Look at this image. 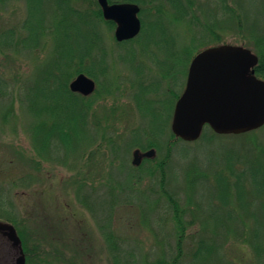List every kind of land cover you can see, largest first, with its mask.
<instances>
[{
	"label": "rangeland",
	"instance_id": "rangeland-1",
	"mask_svg": "<svg viewBox=\"0 0 264 264\" xmlns=\"http://www.w3.org/2000/svg\"><path fill=\"white\" fill-rule=\"evenodd\" d=\"M182 1L186 5L194 2L195 7L194 9L191 8V16L194 13L197 19L192 21L190 16L187 19L175 20L172 16L173 9L169 7L166 0H154L149 6L150 12L143 16L145 24H150L152 19L158 16V12L154 10L155 7L163 6L162 12L166 19L165 27L171 33L175 44L176 58H178L176 69L171 71V74L167 75L166 78H163L162 71L151 62L149 56L152 51L147 49L140 40L131 45L118 44L111 24L102 23L99 25L101 22L93 16L92 10H96L95 4L90 6L88 5L89 2L83 0L73 3L74 9L86 13L85 16L89 17L91 21V25L82 27L84 31L87 28L89 31L87 29L83 32L82 29H79L82 33L79 39L85 35L86 39L95 43V47L91 51V57L97 61L94 67H96L98 83L97 90L92 96L95 113L100 114L105 119L103 124L108 130L107 133L111 135L114 141L123 143V147L127 141L133 140L135 136L136 139L141 138V143L144 146H147L151 141L158 143V138L145 134L149 119L140 114L136 98L141 94L142 88L158 85V81H160V90L152 88L149 95L143 96V99L152 100L155 107H158V100L160 102L174 100L175 93H178L186 83L187 71H185V66L188 62V54L197 46L204 49L208 46L217 45L214 36L207 31L208 27H212L216 34L223 35V39L233 45H239L241 36H245L246 48L256 51L252 40L253 35L238 28L245 25L256 34L261 32V28L264 27V0H229V2L226 0L225 3L229 8H235V2H238L237 12L224 11V6H222L224 0ZM25 2L24 0L18 1L17 22L19 26L27 19L28 9ZM52 7L50 4L43 7L42 10L47 13L43 22L48 27L58 24L57 27L55 26V33L47 32L42 37L37 49L31 50L20 46L17 54H7L3 55V58L0 57V77L15 85L17 96L13 98L9 96V99L0 97V213H4L8 209V213L12 214L11 205H13L15 216L24 220V224L30 226L31 229V226L38 225L40 218L46 217L48 222L52 223V226L55 225L59 230L60 235L51 232V244H47V237L44 236L45 249H41L38 257L34 256L30 264H111L105 238H103L102 231L98 229V223L101 222L100 218L103 217L99 218L100 204L103 201L107 208L112 207L115 196L112 195L111 187L115 191L117 190L116 194L120 198L118 202L125 201L122 199L130 194L128 183L132 181L131 185L135 186L139 193L134 195L136 203L129 207L119 208L115 213L117 219H115V210L113 209L111 216L114 221L111 223L105 221L104 224H109V229L111 225L114 227L112 230L127 238L123 245V251L131 252L132 256L139 260V263L135 264H156L158 251H162L166 245L164 238L167 235L170 238V235L174 234L176 222L172 215H166L164 220L161 219L164 203L158 199L156 189L152 188V177L148 175V171L153 167L152 162H148L146 159L141 166L137 167L138 169L134 168L135 166L132 164L133 153L138 147L130 146L129 148L126 146L127 148L123 149L121 154L113 155L111 153L112 146L110 148L103 147L101 152L96 151L99 141L95 140L94 142L90 141V146L84 153L80 142L78 147L76 146L69 151L66 150L65 155L62 154L59 159L42 154L43 170L40 173L34 172L35 166L31 159L40 157L33 140L35 120L27 105L19 99L21 94L18 90L22 85L33 84L35 76H39L43 65L53 58L54 54L58 55L61 49L58 48V45L56 47L57 42H61L62 46L74 42V32H71L73 38L71 37L69 41L65 36L64 29L59 27V22L54 20ZM96 30L97 36L95 37ZM157 33L158 30L155 31L154 35ZM199 36H205V38L202 39ZM145 48L146 50H144ZM153 51L157 53L158 61H164V54L162 55L155 48ZM100 58L103 62L98 61ZM102 64L108 69L104 73L100 71ZM91 65L92 63L88 62L87 66ZM172 120L173 111L167 126L168 135L161 141V147L166 146L173 134ZM233 142H236L235 137L226 139V141L216 139L203 148H190L182 142H178L180 145L177 148L176 160L167 178L169 179L170 190L177 193V198L180 199L184 210L183 218L184 222H187H185L187 227L186 239L188 240L187 251L191 249L194 237L198 233L206 230L213 232L216 231V228L209 227L210 224L207 222L209 217L197 206L203 192V186L195 183L199 173L194 170L189 174L188 166L191 163L188 162L184 165L182 160L186 156L196 155L199 157V161L203 163L210 157L215 158L219 154V149ZM164 153L165 151L162 150L161 152V149H156L154 159L161 158ZM18 157L22 159L20 160ZM36 160L39 161L40 159L36 158ZM127 166L133 170L127 169ZM30 173L38 176L33 188L28 186L31 181L26 182L24 179ZM77 175L90 183V187L80 184L84 190H80L78 194L81 197L89 195V202L98 212V219H93L92 214L75 200V193L72 188L74 182L71 184L66 182L71 177L72 180L74 176L77 178ZM197 179L199 183L202 177L199 176ZM109 180L111 185L106 184ZM190 186H193L194 189H188ZM92 188H95V191ZM100 193L105 198L100 199ZM45 197L47 198V211L43 212L42 201ZM152 200L154 203L151 202ZM149 204H152V208L146 212L150 207ZM101 214L103 215L102 212ZM82 218L87 219L89 223H86ZM65 220H67L66 228L64 225L60 227L59 224ZM160 221L165 224H161ZM79 230L88 232L89 236L82 239ZM41 239L43 238L41 237ZM224 250L229 259L237 264H251L250 259L252 260L253 257L250 249L246 246L231 242ZM24 254L26 264H28L25 251ZM141 254H144L143 259ZM248 259V263H245Z\"/></svg>",
	"mask_w": 264,
	"mask_h": 264
},
{
	"label": "trees",
	"instance_id": "trees-1",
	"mask_svg": "<svg viewBox=\"0 0 264 264\" xmlns=\"http://www.w3.org/2000/svg\"><path fill=\"white\" fill-rule=\"evenodd\" d=\"M83 1L89 2L88 5L90 6L96 5V10L92 11L93 16L101 22L99 25L102 23L111 24L103 19L101 8L96 0L95 2L93 0ZM134 1L142 7L143 16L147 12H150L149 6L154 2V0ZM225 1L226 0L222 1L224 11L237 12V1L234 5L235 8H229ZM166 2L169 7L173 9L172 16L175 20L189 18L192 13L191 8L194 9L195 7L194 2H190L189 5H186L182 0H166ZM227 2H229V0ZM26 3L29 16L34 18L33 24L28 26L31 33L34 30V36L32 37V34L30 35V41L29 43H25V46L37 49L42 39L39 33L40 31L42 33L48 27L43 22L45 21L46 13L42 10L43 7L47 5V2L44 0H26ZM63 5L64 4L59 5L61 10L65 8ZM154 10L158 12V16H155V18L152 19V23L147 25L148 42L146 43V48L149 49L150 46L149 50L153 53V48L156 49L155 46H158V52L162 53V55L164 54V61H158V68L162 71L163 78H166L167 75L169 76L171 74V71L176 69L178 58H176L175 44L171 33L165 27L166 19L162 12L163 6L158 5ZM79 14L81 15V23H79L77 27L78 30L82 29L83 32H85L88 28L84 31L82 27L84 25L88 27L91 25V21L89 17L85 16L86 13L79 12ZM195 19H197V17L193 13L190 20L194 21ZM65 26L66 23L61 20L59 22V27H62L64 32ZM208 28L207 31L214 36L217 45L230 43L223 39V35L216 34L212 27ZM238 29L250 32L253 35L252 40L256 48L254 52L259 59L258 65L255 68V74L258 78L264 80V27L261 28L262 30L259 34L251 31L245 25H242ZM156 30H158V33L154 35ZM80 33L81 30H79V34ZM65 36L70 41L69 28H66ZM199 37H202V39L205 38V36ZM241 38L239 45L246 46V37L241 36ZM73 43H67L68 45L65 44L62 46L61 42H57L56 47L58 45V48L61 49L58 55L54 54V57L43 65L39 72V76H35L33 84L22 85L18 90L21 94V98L19 99L27 105L30 114L35 120V125L33 126V140L36 144L35 148L40 156L36 158L40 160L37 161L36 158L31 159L35 166L34 172L40 173L43 170L42 166L44 163L41 157L42 154L49 155V157L53 156L55 159L57 157L59 159L62 154L65 155L66 150L69 151L76 146L78 147L80 142L84 153L89 148L90 141L94 142L95 140L99 141L98 146H96V151L101 152L103 147L107 146L110 148V146H112L111 153L113 155L121 154L120 152L127 148L126 146L129 148L130 146H136L142 150L148 148L161 149V152L162 150L163 152L165 151L161 158L146 160L152 162L153 166L148 171V175L152 177V188L156 189L158 199H161L164 203V208L161 210L163 212L161 219L164 220V216L166 215H172L176 222V230L174 234L170 235V238L168 235L164 238L166 245L162 251H158V262L156 264H237L229 259L228 254L224 250L231 242L246 246L250 249L253 257L252 260L250 259L251 264H264V126L258 130L241 135H218L209 126H206L201 138L196 142H185L172 134L166 146L161 147V141L168 135L167 126L171 120L175 102L179 98L184 85L178 93H175L174 100H163L161 102L158 100V107H155L152 100L143 99V96H148L152 88H156L159 91L160 81H158V87L156 85H150L149 88L145 86L142 88L141 94H139L140 97L138 95L136 98L140 114L149 119L145 134L153 138H158V143L151 141L147 146H144L141 143V138L136 139L135 136L131 141L126 140L127 142L123 147V143L121 144L118 143V141H114L111 135L107 133L108 130L103 124L105 119L102 118L100 114L95 113L92 96L84 97L70 90V82L80 73H86L98 81L97 72L95 70L96 67H94L97 61L91 57V51H93L95 47L94 42H91L90 39H86L84 35L81 39L78 38ZM146 48L144 50H146ZM201 49L202 48L197 46L188 54L189 58L185 66V71H187L192 58L200 52ZM174 60L175 63L173 62ZM98 61L101 62L102 58L98 59ZM167 61L170 62V65ZM88 62L92 63L89 67L87 66ZM107 70V67L102 64L100 71L104 73ZM9 96L12 98L16 96L15 85L8 82L3 77H0V97L9 99ZM231 137H235L236 142L219 149V154L215 158L210 157L202 163V161H199L198 156L192 155L191 157L186 156L184 160H182L184 165L188 162L191 163L188 166L189 174L194 170L199 173L196 176L195 183L196 185L203 186V192L197 206L209 217L207 220L208 224H210L209 227L212 229L216 228V231L214 230L213 232L206 230L198 233L194 237V243L191 249L187 251L186 245L188 240L186 239V221L184 222L183 218L184 210L182 209L180 199L177 198V193L170 190L169 179L167 178L176 160L177 148L180 145L178 142H182L190 148H203L216 139L226 141V139L229 140ZM20 155L22 156L23 154ZM123 157L126 158L125 156ZM21 159L22 158H20V160ZM134 168L138 169L137 167ZM127 169L133 170V168L129 166H127ZM77 176V178H75V176L73 177L74 181L71 177V179L66 182L69 184L74 182L72 188L75 193V200L92 214L93 219H98V212L91 206L88 198L89 195L81 197L78 194L80 190H84V187H82L83 185H88L87 187H90V183L80 178L79 175ZM199 176L202 177V179L198 183L197 178ZM36 178H38V176L32 175V173L24 178L26 182H32H29V188H33ZM131 183L132 181L128 183L130 186L128 188L130 194L122 199L125 201L118 202L120 198H118L119 195L116 194L117 190L115 191L114 188L111 187L110 189L113 190L112 195L115 196L112 207L107 208L103 201L100 204L99 218L103 216L101 217L103 220L100 218L101 222L98 223V229L102 231L103 238H105L107 253L111 264L139 263V260L134 258L131 252L123 251V245L126 243L127 238L112 230L114 227L111 225L109 229V224H104L105 221L110 223L114 221L111 216L113 214V209L115 210V214L119 208L123 206L129 207L136 203L134 195L138 192L136 191V187L131 185ZM80 184H82V186ZM106 184L111 185L112 183L109 180ZM92 189L95 191V188ZM188 189L193 190L194 188L190 186ZM28 191H30V189H28ZM99 198L103 199L105 197H102L100 193ZM46 200L47 198L45 197L42 201L43 212L47 211ZM151 202L154 203V200ZM152 204L148 205L150 207L146 212L151 210ZM66 210L67 209H65V211ZM8 212L9 210L6 209V212L0 213V219L12 223L16 227L22 239L28 264L31 263L34 256L38 257L37 255H39L41 249H45L44 236L47 237V244H51V232L60 235L57 227L55 225L52 226V223L48 222L46 217L40 218L41 220L38 225L35 227L31 226V229L30 226L24 224V220L15 216L13 205H11L12 214ZM26 219L29 220L28 218ZM115 219H117L116 214ZM82 220L89 223L87 219L82 218ZM160 223L163 224L164 222L160 221ZM62 225L66 228L67 220L59 224L60 227H62ZM79 234L82 239L89 236L88 232H82L81 230H79ZM41 237L44 240L41 239ZM74 237L76 236L74 235ZM143 255L144 254H141L142 259L144 258ZM248 261L249 259L246 260L245 263H248Z\"/></svg>",
	"mask_w": 264,
	"mask_h": 264
},
{
	"label": "water",
	"instance_id": "water-1",
	"mask_svg": "<svg viewBox=\"0 0 264 264\" xmlns=\"http://www.w3.org/2000/svg\"><path fill=\"white\" fill-rule=\"evenodd\" d=\"M104 18L117 24L118 41L136 37L141 30L140 8L135 4H109L98 0ZM259 59L243 46L230 44L208 48L192 61L186 88L176 103L172 132L187 142L197 141L206 125L221 135H240L264 126V80L255 74ZM96 82L79 74L71 83L73 92L92 95ZM155 149L133 153V164L153 158ZM0 264H26L22 240L16 228L0 221Z\"/></svg>",
	"mask_w": 264,
	"mask_h": 264
},
{
	"label": "flooded vegetation",
	"instance_id": "flooded-vegetation-1",
	"mask_svg": "<svg viewBox=\"0 0 264 264\" xmlns=\"http://www.w3.org/2000/svg\"><path fill=\"white\" fill-rule=\"evenodd\" d=\"M18 1L19 0H0V57H4L3 55H15L18 53V50L20 46L22 48H27L34 50L33 48L25 46V43H29L30 35L34 36V30L31 33L28 26L30 24H33L34 18H31L29 16V12L27 14V19L22 23L21 26L18 25L17 22V8H18ZM26 1V0H24ZM47 2V4L52 5L53 9V17L56 22H60L63 20V22L66 23L65 26V32L66 28L70 29V37H72L71 32H74V41H76L82 33L79 34V30L77 25L81 23V15L79 14L80 11L74 9L73 3H78L79 0H44ZM95 2V0H93ZM98 2V0H96ZM26 3V2H25ZM123 3H136L134 0H114L111 2V4H123ZM60 4H64L65 7L64 10L60 9ZM140 6V4H138ZM47 16V13H46ZM139 17L141 19V31L140 34L129 40L125 41H117L118 44L122 45H131L133 42L140 40L143 45H146L147 41V25L145 24V21H143V9L140 6V13ZM112 29H114V33L116 30V24L112 21H110ZM57 27L58 24H55ZM55 26H51V29L47 27L46 30H44L42 33L40 31L41 38L47 33V32H54L55 33ZM27 28V29H26ZM97 36V30L95 32V37ZM73 38V37H72ZM116 38V37H115ZM20 40V42H19ZM97 40V38H96ZM95 44V43H94ZM158 50V46H155ZM150 49V46H149ZM151 62L153 63L156 68H158V59H157V53L153 52L149 56ZM98 81L96 80V84ZM157 87L158 85L155 84Z\"/></svg>",
	"mask_w": 264,
	"mask_h": 264
}]
</instances>
